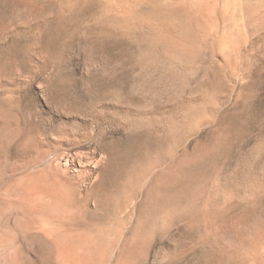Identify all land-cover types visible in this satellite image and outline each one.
Returning <instances> with one entry per match:
<instances>
[{"label": "rangeland", "instance_id": "374dc122", "mask_svg": "<svg viewBox=\"0 0 264 264\" xmlns=\"http://www.w3.org/2000/svg\"><path fill=\"white\" fill-rule=\"evenodd\" d=\"M263 3L0 0V264H264Z\"/></svg>", "mask_w": 264, "mask_h": 264}, {"label": "bare ground", "instance_id": "6f19581e", "mask_svg": "<svg viewBox=\"0 0 264 264\" xmlns=\"http://www.w3.org/2000/svg\"><path fill=\"white\" fill-rule=\"evenodd\" d=\"M176 5V4H175ZM223 5V4H222ZM242 7V6H241ZM225 8V7H224ZM229 8V7H228ZM166 9V8H165ZM168 9V8H167ZM178 9V8H177ZM257 10V9H255ZM259 11V10H258ZM176 12V11H175ZM191 12V11H190ZM252 12V11H251ZM256 12V11H255ZM159 13V12H158ZM178 13V12H177ZM154 13H150L148 15V18H153L154 17ZM248 15V14H247ZM261 18L264 17V3L260 4V13L258 14ZM241 16V15H240ZM158 17V16H157ZM257 17V16H255ZM239 18V17H238ZM160 19V18H159ZM257 19H259L257 17ZM196 20V18H195ZM261 20V19H260ZM152 23H154V25L156 26V42H161L162 44L166 45V48H169V50L172 52V55L180 57V56H185L188 52H190L194 46V44L196 43V34L194 32V30H192L191 28L184 30L183 32H180L178 34H175L174 36L171 35V33H167L163 30L162 25H160V22H154L151 19ZM151 23V24H152ZM147 24V23H146ZM195 24V23H194ZM149 25V24H147ZM167 25V24H166ZM144 27V26H143ZM175 28V27H174ZM187 28V27H186ZM151 31V30H150ZM179 31V30H178ZM155 32V29H154ZM152 34V33H151ZM202 34V33H201ZM170 39V40H169ZM150 40V39H149ZM227 42V41H226ZM232 42V41H231ZM165 48V47H163ZM195 49V48H194ZM144 53V52H143ZM190 54V53H189ZM146 57V56H145ZM147 58V57H146ZM175 58H173L174 60ZM32 173V172H31ZM12 174V173H11ZM34 175V174H32ZM25 176V175H24ZM36 176V175H35ZM21 178V177H19ZM36 178V177H35ZM17 179V177H16ZM22 181H23V185L22 187L20 186L19 189H17V191H15L14 193L16 195H19L20 197H24L25 195H29V194H38V193H46L48 191L47 185L44 184L46 182H41V180H36L34 179L31 174L29 173V175H26L25 177H22ZM20 184V183H19ZM48 184V183H47ZM161 186V185H160ZM16 190V189H15ZM52 190V189H51ZM57 190V189H55ZM154 190V189H153ZM161 190V189H159ZM165 190V189H164ZM3 192V191H2ZM48 193H53V191H50V187H49V191ZM154 193V192H153ZM160 193V192H159ZM41 195V194H40ZM48 195V194H47ZM153 195V194H152ZM32 198V197H30ZM57 199H59L57 197ZM56 199V201H57ZM150 199H153L150 198ZM28 200V199H27ZM26 200V201H27ZM63 200V199H62ZM61 200V201H62ZM67 201V199H64V201ZM172 200V199H171ZM29 201V200H28ZM63 201V202H64ZM58 202V201H57ZM17 201L15 202V204L17 205ZM160 203V202H159ZM73 205V204H72ZM8 206V205H7ZM58 206V205H57ZM157 208V207H156ZM154 212V211H153ZM155 213V212H154ZM36 218V217H35ZM146 220V219H145ZM23 225V224H22ZM144 227V226H143ZM138 231V230H137ZM134 233V232H133ZM29 234V233H28ZM96 234V233H95ZM88 235V234H87ZM37 238H42V236L40 234H36L35 235ZM107 237V236H106ZM142 237V236H141ZM140 235H136L135 237H133L131 239V241L126 245V247H124V255L126 258H133L138 256L139 254H141V250H142V246H143V237L141 238ZM86 239V238H85ZM264 239V238H263ZM115 240V239H114ZM111 241V240H110ZM108 239L106 238H96L93 241H91L88 244V248L87 251L85 253V255H83L80 259L75 261V264H98L99 262H101L105 256L108 253V250L110 248V242ZM261 243V242H260ZM53 246V245H52ZM121 252V251H120ZM15 254V253H14ZM79 255V254H78ZM71 256V255H70ZM77 257V256H76ZM122 257V256H121ZM124 257V258H125ZM123 259V258H122ZM6 262V261H5ZM132 262V261H131Z\"/></svg>", "mask_w": 264, "mask_h": 264}]
</instances>
